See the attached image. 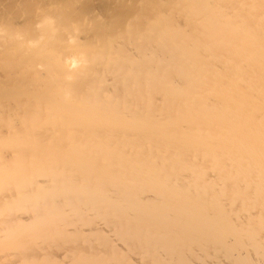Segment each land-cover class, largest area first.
I'll return each instance as SVG.
<instances>
[{
    "label": "bare ground",
    "instance_id": "6f19581e",
    "mask_svg": "<svg viewBox=\"0 0 264 264\" xmlns=\"http://www.w3.org/2000/svg\"><path fill=\"white\" fill-rule=\"evenodd\" d=\"M264 264V0H0V264Z\"/></svg>",
    "mask_w": 264,
    "mask_h": 264
},
{
    "label": "rangeland",
    "instance_id": "374dc122",
    "mask_svg": "<svg viewBox=\"0 0 264 264\" xmlns=\"http://www.w3.org/2000/svg\"><path fill=\"white\" fill-rule=\"evenodd\" d=\"M13 262H15V259H10L9 261L5 262L4 264H12Z\"/></svg>",
    "mask_w": 264,
    "mask_h": 264
}]
</instances>
